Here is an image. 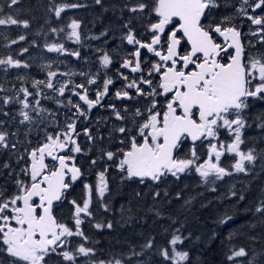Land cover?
Listing matches in <instances>:
<instances>
[{
	"label": "snow or ice",
	"instance_id": "6c2138e0",
	"mask_svg": "<svg viewBox=\"0 0 264 264\" xmlns=\"http://www.w3.org/2000/svg\"><path fill=\"white\" fill-rule=\"evenodd\" d=\"M102 0H95L96 4H101ZM18 0H11V5H16ZM249 0H242L241 7L238 11L248 16V19L253 25L259 26L257 31L252 35H260L261 43H264V16L248 15L244 5H248ZM10 5V6H11ZM81 7L78 4H60L55 5L51 11L57 18L67 8ZM219 7L217 0H153L152 12L158 17L157 22L150 23L148 31L151 33V40L144 42L137 38L135 31L130 27L131 21L124 25L128 28L124 39L129 45H133L135 51L130 53L131 58H125L121 64V68H128L132 73H142L141 67V50L147 49L149 53L159 57V61L152 63L149 69L148 76L153 73L159 75L160 83L158 87H153L154 81L145 78L143 74L140 80H131L124 85L123 90H117L115 97L117 99H132L127 89H135L139 96H145L151 100L148 107L147 118L139 124L137 136L130 137V149L123 151V157L119 160L116 167L125 175L122 179L132 180L138 178L143 184L146 179L153 182L160 181L163 176L171 174L179 178L180 173H184L194 166L195 171L199 174L204 183H208L212 177L215 180H220L226 175H232L224 167L220 166L221 156L225 153L234 154L236 159L232 165V170L236 173L247 174L249 169L247 164H253L257 159L254 155V149H249L247 152L241 149L244 143L243 130L248 126L245 119V110L250 107V98L264 100V53L257 56L249 57L245 62L242 57L244 48L240 41L241 33L235 27L222 26L230 17H224L220 24L215 27L204 25L202 17L214 8ZM253 12L256 9H264V0H253L250 5ZM149 8V5L138 2L129 8L132 13L143 12ZM178 21L177 26L172 31L167 32V26ZM28 21H20L8 15L7 17L0 16V25H17L22 24L28 27ZM80 22L72 19L68 24L71 31L68 38L78 42L80 35L78 29ZM56 32V29H52ZM61 31H63L61 29ZM183 37L187 38V42L191 46V50L181 55L180 45ZM219 34L224 37V44L216 43L213 34ZM164 36H167L166 53L163 51L165 47ZM95 38V37H94ZM19 40H24L23 35L18 37ZM16 40L11 43H16ZM49 52L66 51L65 47L60 44H50L45 46ZM234 48L235 54L228 57V62L223 63L224 55H227L228 50ZM27 49H21V52H26ZM72 56L79 57V51L69 53ZM102 66L107 67L111 63V59L107 53L100 57ZM0 65H5V71L8 67L12 68H27L29 65L19 59H14L8 56L6 59H0ZM50 67V65L46 66ZM81 75H84L81 73ZM57 76V72L48 71L47 81H33V87L39 89V85L45 84L49 89H54L53 78ZM127 80V76L122 77ZM96 78L87 79L86 85L96 84ZM113 84L111 78H106L103 83V91L98 90L95 94V99L89 98V88L85 84H77L73 86V94L79 97V100L87 105V109L91 110L94 106L99 105L101 100L109 91V85ZM142 85H148L151 89L149 92L143 90ZM81 91H76V89ZM62 96L66 91V84H62L58 89H54ZM20 92L23 93L24 99L19 100L22 105L19 115L22 117L21 124L30 122L33 118L30 116L27 109L32 107L28 102V97L33 93L27 88L22 87ZM35 95H41L38 90ZM164 95L166 104L163 109L159 108L157 96ZM170 95V99L168 96ZM13 98L4 97L3 103L9 104ZM69 105L75 107L76 113L79 116H85L84 110L79 103L73 104L71 98L68 101ZM113 109L118 120H123L124 117L116 110L114 105H109ZM38 114L43 112L39 108V101H36V107L33 109ZM127 111V109H125ZM7 115V113H3ZM134 116L143 118V113L137 109ZM262 123L258 127L264 128V116L260 117ZM3 124V121H0ZM76 121L66 125L64 133H56L55 136L49 134L46 137V143L39 148H34L28 155L31 158L30 169L25 168L21 171L25 175H30L31 183L17 178L15 184L17 192L11 196H6L3 191H0V253L5 255L0 256V264H47V258L50 254L61 256L64 261H71L75 264L78 256H90L94 254V249L86 247L84 244L78 245L73 251L67 250V238L78 236L88 239L82 230V214L91 216V188L86 183L84 188L88 193L84 199L82 206L75 200L70 201L74 206L73 220L74 229L66 223H61L53 215V203L60 201L65 192L71 187L70 183L65 179L70 175L72 182L77 181L81 176V170L73 163L71 166L67 163L73 159L70 156L57 155L61 150L69 148L73 153L82 151L80 145L74 135H78L75 131ZM220 129H225L228 132L231 142L225 143L219 139ZM119 133L128 134L130 129L119 127L116 129ZM15 135V133H13ZM84 135L89 140H92L89 129H84ZM9 133L0 130V148L8 149ZM63 136V138H61ZM191 137L193 141L190 149V156L187 159H176L174 152L183 142V138ZM211 138L208 144V159L203 163H198L199 157L195 142ZM122 143L124 141H121ZM14 150L15 144L11 145ZM109 161L113 160L117 155L112 151L104 153ZM45 156L51 157L53 160L59 161V167L53 170L48 169L45 164ZM213 159L215 162H213ZM97 161L93 160L92 164ZM3 168H9L10 165L5 162ZM98 174L99 183L96 187L98 194L103 197L107 191V183L104 173ZM9 175H12L10 172ZM215 180H211L215 184ZM210 191L215 192L216 188L212 187ZM139 195V193H136ZM158 196L159 193H156ZM179 193L177 196L179 197ZM229 195L235 197L237 193L230 191ZM39 200L37 203L33 198ZM245 197L240 194L239 199ZM191 199L186 200L185 204H190ZM106 207V206H105ZM257 213L264 214V202L256 207ZM159 215V213H157ZM232 220L231 216L225 215L219 220V223L224 224ZM96 228H101V224H96ZM108 228L112 224L107 225ZM183 237L173 235L168 242L175 246L181 243ZM152 240H149L144 247H152ZM63 247L62 252H57L58 248ZM160 255L165 260L172 261V264H181L189 258V253L177 251L172 247L171 254L167 248L161 249ZM247 256L245 248L232 250L227 260L232 261L236 257ZM97 264V262H94ZM98 264H113V261L100 260ZM114 264H122V261L117 259ZM248 264H254V259H250Z\"/></svg>",
	"mask_w": 264,
	"mask_h": 264
},
{
	"label": "trees",
	"instance_id": "16d2710c",
	"mask_svg": "<svg viewBox=\"0 0 264 264\" xmlns=\"http://www.w3.org/2000/svg\"><path fill=\"white\" fill-rule=\"evenodd\" d=\"M137 2L138 0H102L98 5L95 0H18L16 5H11V0H0V16L11 15L20 21L29 22L28 27L22 24L0 25V59L12 56L22 61L21 49L33 48L43 43H73L87 47L90 43L99 41L107 45V53L114 54L115 48L110 45L125 43L124 36L128 28L124 25L129 21L137 38L148 42L151 38L148 26L156 20L152 12L153 0H140L149 5L145 11L130 12L128 9ZM252 2L253 0H249L248 5L244 6L247 13H251ZM65 3L78 4L81 7L67 8L57 18L50 9ZM217 3L219 7L211 9L202 23L213 27L220 24L224 17H230L222 26L235 27L242 32L246 57L264 53V43H258L257 38L243 41L246 39L245 33L250 32L251 23L238 11L242 0H217ZM257 14L264 16V9H257ZM72 19L80 22L78 42L74 41V38H68L71 31L68 24ZM52 29L57 31L53 32ZM21 35L25 37L24 40L18 39ZM13 40L17 42L11 43ZM255 42L256 50L252 48ZM19 79V76L8 75L4 85L17 87ZM249 103L250 107L244 113L248 126L243 130L244 143L241 149L245 152L254 149L257 159L250 165L246 162L249 169L247 174L236 173L232 170L236 157L226 153L221 157L220 166L229 172L233 171L232 175H226L220 180L212 177L207 184L202 181L193 166L180 173L179 178L168 174L160 181L145 180L143 184L135 179H122L125 173L116 165L123 151L129 149L130 137L137 136L138 141L140 140L137 130L139 124L147 118L146 103L117 108L124 117L123 120H118L109 110L91 113L87 118L81 117L76 128L81 132H84L85 128L89 129L93 137L92 140L82 137V151L75 153V163L83 170V174L81 180L73 184L62 200L53 207V215L57 220L74 229V206L70 201L75 200L82 206L88 196L83 182L89 184L92 215L82 214L84 222L81 226L88 239L85 241L83 237H68L67 250L73 251L78 245L84 244L94 249V254L87 257L78 256L75 264H98L100 260H111L114 264L117 259L121 260L122 264H172V261L165 260L160 255V251L167 248L171 254L168 242L173 235L183 237L182 242L176 244L177 250L189 253V258L181 264H248L250 259H254V264H264V214L255 211L256 207L264 202V128L257 126L262 123L260 117L264 116V100L250 98ZM137 109L143 113V118L134 116ZM161 109L163 107L157 110ZM5 112L7 115L3 114ZM18 116V112H11L9 106L0 111V121H3L0 130L7 131L9 139L13 138L12 125L16 123V127L19 126ZM119 127L131 131L122 134L116 131ZM38 132L33 128L27 131V135L33 138V141L27 139V149L32 147L30 144L43 139L38 138ZM206 141L202 140L196 145L200 158L198 163L207 159L209 142ZM191 148L186 139H183L175 152L176 159L189 158ZM107 151L117 154L113 160L109 161L104 155ZM93 160L97 163L92 164ZM105 168L108 188L101 197L96 187L99 183L98 174L104 172ZM27 179L29 184L28 176ZM211 180H215V184ZM212 187L216 188L215 192L209 190ZM230 191H235L237 195L231 197ZM177 193L180 194L179 197ZM240 194L244 195L243 200L239 199ZM189 199L192 202L185 204ZM225 215L231 216L232 220L224 224L219 223ZM98 223L102 225L101 228L95 227ZM109 223L112 224L111 228L107 227ZM149 240L153 242L152 247H144ZM241 247L245 248L247 256L227 260L232 250H239ZM63 250L61 247L57 252ZM2 255L5 254L0 253V256ZM47 264L73 262L50 254Z\"/></svg>",
	"mask_w": 264,
	"mask_h": 264
},
{
	"label": "flooded vegetation",
	"instance_id": "af4514ba",
	"mask_svg": "<svg viewBox=\"0 0 264 264\" xmlns=\"http://www.w3.org/2000/svg\"><path fill=\"white\" fill-rule=\"evenodd\" d=\"M251 13L248 15H256L257 9L255 12L251 9ZM254 13V14H253ZM245 18L248 19L247 15H244ZM156 21V20H155ZM154 21V22H155ZM248 21H250L248 19ZM251 22V21H250ZM251 24L250 33L246 34V40L257 38L258 43H261L260 35H251L252 33L257 31V28L259 26H255ZM177 26V21L174 19V22L167 26L166 31L170 32L173 28ZM255 29V30H254ZM252 31V32H251ZM180 37L181 34H179ZM253 36V37H252ZM216 43L222 44L220 40L213 37ZM165 41V47L163 51L166 53V41L167 36H164ZM53 43H43L41 45H35L33 48L27 49L26 52H22V62L27 63L29 66L27 68L20 67V68H12L8 67L5 71V65H0V111L6 108L7 106L10 107L11 112H14L17 107H19V112L22 107V105L18 102V105H16L15 101L24 99L23 93L20 92V89L22 87L27 88L29 92L33 93L32 96L28 97V102L32 106L27 111L29 112L30 116L33 118L30 122H25L23 124L20 123L22 120V117L18 113V123L19 126L16 127V123L12 125V137L11 139L8 138L9 141V148L3 149L0 148V191H3L6 196H11L17 192V187L15 184V180L17 178L25 181V183H28L27 176L25 175L21 170L28 167L27 161H28V153L32 151L34 148H39L41 145L46 143V130L53 129L51 126H48L47 124H55L58 132L57 133H64L66 129V125L73 120L76 121L75 125V131L78 133V135H74L73 139L77 141V143L80 145L82 137H86L84 135V132H81L76 128L81 116L77 115L75 107L69 105L68 101L69 98H71L73 104L79 103L84 110L86 116H90V113H95L97 111L107 112L108 110L112 113H114L113 109L109 107V105H114L116 110L119 107L125 106V105H132L137 106L142 103L147 104V109L151 104V100H149L145 96H139L136 94L135 89H127L132 96V99H117L115 97V92L117 90H123L124 85L129 83L131 80L136 79L137 81L140 80L141 75L145 78L152 79L154 81L153 87H158L160 83L159 75L153 73L151 77L148 76L149 69L151 68L152 63L158 62L159 57L154 56V54L149 53L147 49L141 50V67L143 69L142 73H132L130 69L128 68H121V64L123 63V60L125 58H131L130 53L135 51V48L133 45H129L127 41L125 40V43L122 45L112 44V48H115V53H107L106 47L104 43L101 42H92L89 44V46L84 47V45H78L76 44H66L63 46L65 47L66 51L64 53L60 52H49L46 45H50ZM86 44V43H84ZM257 47L256 43H253V48ZM84 47V48H83ZM94 48L96 50L94 51ZM113 48V49H114ZM93 50V52L91 51ZM180 53L181 55L185 54L187 51H190V47L188 44L181 39V45H180ZM79 51L80 56L75 57L70 55L69 53ZM107 53L111 59V63L104 67L100 63V57ZM232 54V50L229 49L227 55H224L222 62L227 63L228 57ZM248 57L244 58V61L247 62ZM50 65V67H46ZM48 71H54L57 72V76L53 78L54 83V89H58L62 84H66V91L61 96L58 91L54 89H49L46 87V83L39 85V89L36 87H33V81L41 80V81H47V72ZM83 73L84 75H81ZM19 76V85L16 86H8L4 85L5 79L7 76ZM127 76L128 79L124 80L122 77ZM95 77L96 78V84L94 85H86L87 79ZM106 78H111L113 80V84L109 85V91L104 96V98L101 100L99 105L94 106L91 110L87 109V105L84 104V102L79 100V97L73 94V86L77 84H85L89 88V98L95 99V94L98 90L103 91V83ZM143 90L145 92L151 91V89L148 87V85H142ZM41 92V95L37 96L35 93L37 91ZM19 91V93H18ZM76 91H81V89H76ZM20 94V95H19ZM19 95V96H17ZM4 97H11L13 98L11 102L7 105L3 103ZM170 95L168 96V99H170ZM159 108L164 107L166 104V99L164 95H160L156 97ZM39 101V105L42 106V109L44 110L40 114L37 113V111L33 110L34 106L36 105V101ZM63 102V103H62ZM158 111V110H157ZM63 112L65 116L64 120H62V117L59 116V113ZM115 114V113H114ZM65 124V125H64ZM41 127V129H39ZM33 129H37L38 132V138L42 135H45L44 139L39 140L34 143V147L27 149L26 143H27V131ZM81 132V133H80ZM91 134V131H89ZM15 133V135H13ZM55 136V134L53 135ZM63 138V136L61 137ZM207 139V138H205ZM211 140V139H210ZM222 141V140H221ZM212 143H216V141L211 140ZM226 143V140L224 141ZM15 144L16 148L13 150L11 148V145ZM72 145H69V148L61 150L57 153V155H63V156H70L73 157V159L68 160L67 163L69 166H71L73 163L75 166H77L81 173L83 174V170L80 168L79 165L75 163V153L71 152ZM225 155V154H224ZM222 155L221 157H223ZM7 162L10 167L9 168H3L2 165ZM45 164L48 165L49 170H53L57 166L56 160H53L49 156H45L44 160ZM12 173V175H9V173ZM82 177V176H81ZM71 186H73V183H71L70 175L65 178ZM30 184V181H29ZM85 182H83V187ZM88 184V183H87ZM89 185V184H88ZM36 201V200H35ZM37 202V201H36Z\"/></svg>",
	"mask_w": 264,
	"mask_h": 264
},
{
	"label": "rangeland",
	"instance_id": "374dc122",
	"mask_svg": "<svg viewBox=\"0 0 264 264\" xmlns=\"http://www.w3.org/2000/svg\"><path fill=\"white\" fill-rule=\"evenodd\" d=\"M74 39H75V38H74ZM74 41H76V40H74ZM18 93H19V91H18ZM19 95H20V94H19ZM19 95H17V96H19ZM18 102H19V100L15 101V103H16L15 106L18 105ZM35 107H36V105L34 106V108H35ZM39 108L42 109V106L39 105ZM18 113H19V110H18ZM59 116L62 117V120H64V118H65L66 115H64L62 112H60V113H59ZM47 125H48V126H51V128H53V129H48V130L45 129V131H47V132H46V136L49 135V134L54 135V134H56V133L58 132V129H57V127H56L55 124H53V123L49 124V123H48ZM39 129H41V127H39ZM32 134H34V132H32ZM44 137H45V135H43V139H44ZM27 139L33 141V138H31V137H29V136H27ZM209 139H211V138H207V140H209ZM219 139L222 140V141H225V140H226V143L231 142V140H230V138H229V135H228V132H227V130H225V129H220V132H219ZM213 141H215V140H213ZM46 142H47V141H46ZM225 154H226V153H225ZM227 154H230V153H227ZM234 156H235V155H234ZM207 159H208V155H207ZM213 162H215L214 159H213ZM202 163H203V162H202ZM172 247H175V248H176V245H175V246L170 245V251L172 250ZM176 250H177V248H176ZM177 251H178V250H177Z\"/></svg>",
	"mask_w": 264,
	"mask_h": 264
},
{
	"label": "water",
	"instance_id": "95a60500",
	"mask_svg": "<svg viewBox=\"0 0 264 264\" xmlns=\"http://www.w3.org/2000/svg\"><path fill=\"white\" fill-rule=\"evenodd\" d=\"M154 15H156L155 13H154ZM203 18V17H202ZM215 27V26H214ZM181 35H182V38H183V40L188 44V46L190 47V50H191V46H190V44L187 42V38L186 37H183V33H181ZM214 35L216 36H218L222 41H223V43H225L224 42V37H222V36H219V34H215L214 33ZM240 41H241V37H240ZM242 44V43H241ZM231 50H232V54L231 55H234L235 54V49L234 48H231ZM243 57H244V55H243ZM243 57H242V59H243ZM188 140H189V142L190 143H192L193 144V141L191 140V137H186ZM200 140H197L195 143H197V142H199ZM131 146V145H130ZM130 149V148H129ZM123 157V156H122ZM28 159H29V166H28V169H30V166H31V158H30V156H28ZM122 159V158H121ZM59 167V161L57 162V166H56V168H58ZM29 178H30V175H29ZM134 179H137V180H139L138 178H134ZM31 180V179H30ZM146 180H149V179H146ZM33 199H36V200H38V198H36V197H34ZM59 201H55L54 203H53V205L54 204H57ZM37 203H39V200H38V202Z\"/></svg>",
	"mask_w": 264,
	"mask_h": 264
},
{
	"label": "bare ground",
	"instance_id": "6f19581e",
	"mask_svg": "<svg viewBox=\"0 0 264 264\" xmlns=\"http://www.w3.org/2000/svg\"><path fill=\"white\" fill-rule=\"evenodd\" d=\"M242 4V3H241ZM251 4V3H250ZM245 6V5H244ZM250 8V7H249ZM252 12V11H251ZM249 14V13H248ZM254 14V13H253ZM255 14H257V12L255 13ZM243 15V14H242ZM245 18V17H244ZM246 20H247V18H246ZM247 22V21H246ZM249 22V21H248ZM243 23H245V21L243 22ZM247 25H248V23H247ZM252 27H253V25H252ZM245 30V29H244ZM249 30V29H248ZM255 30V29H254ZM252 32V31H251ZM248 33V32H247ZM247 33H245V34H247ZM250 33V32H249ZM248 33V34H249ZM244 34V33H243ZM252 35V34H251ZM245 36V35H244ZM253 37V36H252ZM249 39V38H248ZM254 39V38H253ZM246 39H244L243 41H245ZM252 40V39H251ZM257 40V39H256ZM248 41V40H247ZM258 41V40H257ZM256 43V42H255ZM114 44V43H113ZM245 44V43H244ZM112 45V44H111ZM253 45V44H252ZM113 46V45H112ZM248 46V45H247ZM79 48H80V46H78ZM111 47V46H110ZM256 47V46H255ZM108 48V47H107ZM114 48V47H113ZM253 48V47H252ZM109 49V48H108ZM256 50V49H255ZM262 51V50H261ZM252 53V52H251ZM256 53V52H255ZM233 172V171H232Z\"/></svg>",
	"mask_w": 264,
	"mask_h": 264
}]
</instances>
